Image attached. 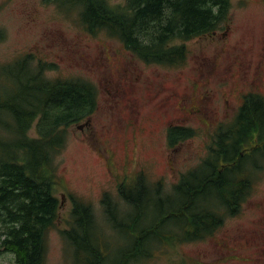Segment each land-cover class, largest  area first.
Wrapping results in <instances>:
<instances>
[{"label": "rangeland", "instance_id": "obj_1", "mask_svg": "<svg viewBox=\"0 0 264 264\" xmlns=\"http://www.w3.org/2000/svg\"><path fill=\"white\" fill-rule=\"evenodd\" d=\"M71 1L0 0L5 37L0 68L34 54L45 62L49 79H82L97 88L99 108L89 125L85 121L70 128L56 159L62 184L58 198H66L46 235L45 264H76L64 234L73 227L72 196L92 206L94 236L104 238L110 264L132 247L136 237L124 225L126 217L136 218L137 213L131 208L124 214L128 208L119 206L123 213L110 222L104 195L108 192L114 203L124 205L120 185L134 186L143 177L152 189L163 183L161 196L166 197L182 174L207 158L217 130L232 124L244 97H264V0H231L228 21L217 35L189 42L188 58L180 66L146 63L118 38L89 31ZM108 1L113 7L126 5V0ZM173 125L191 128L195 135L170 149L167 132ZM249 171L257 176L241 210L225 215L211 236L148 242L146 255L128 264H264V168ZM148 192L150 199L153 190ZM168 198V207L158 203L142 216L137 235L154 222L160 208L181 201L174 193ZM203 199L207 205L218 202L214 190ZM162 230L177 233L181 225L172 221ZM1 238L0 264H17Z\"/></svg>", "mask_w": 264, "mask_h": 264}, {"label": "trees", "instance_id": "obj_2", "mask_svg": "<svg viewBox=\"0 0 264 264\" xmlns=\"http://www.w3.org/2000/svg\"><path fill=\"white\" fill-rule=\"evenodd\" d=\"M71 3L80 10L89 31L103 30L144 62L166 66L185 63L188 43L216 34L232 8L231 0H126L124 7H113L108 0ZM4 38L0 29V42ZM34 59V54H27L0 68V235L4 239L0 238L2 246L15 254L17 264H45L46 235L61 209L56 159L67 144L70 128L89 121L99 108L94 84L82 79H48L45 63L35 64ZM33 130L35 136L30 135ZM194 135L186 127L168 129L171 147ZM255 135L259 144L250 155L242 156ZM211 150L203 166L184 175L175 187L174 194L181 201L169 209L166 199L170 195L163 197L154 190L149 199L151 189L142 180L120 187L137 213L136 218L126 217L124 227L131 235L138 232L142 216L152 213L158 203L167 207L160 208L154 222L139 231L122 260L110 264H128L131 258L146 255L143 250L148 242L204 239L223 223L225 215L240 211L256 176L249 171L250 161L258 168L262 166L258 159L264 160V97L249 95L234 123L214 137ZM212 190L218 202L207 205L203 198ZM72 198L73 227L65 236L76 264H106L109 255L104 238L94 236L92 206ZM110 202L107 196V214L115 221L118 210ZM172 221L181 225L179 232L161 231Z\"/></svg>", "mask_w": 264, "mask_h": 264}]
</instances>
